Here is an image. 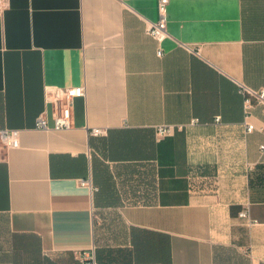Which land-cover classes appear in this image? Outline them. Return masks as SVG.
<instances>
[{
  "label": "crops",
  "instance_id": "0c3cea01",
  "mask_svg": "<svg viewBox=\"0 0 264 264\" xmlns=\"http://www.w3.org/2000/svg\"><path fill=\"white\" fill-rule=\"evenodd\" d=\"M156 19L157 0H5L0 128L19 143H0V264L91 247L98 264H264V130L245 131L238 92L264 87V0H170L160 43ZM78 85L53 128L47 87ZM248 120L264 127L261 105Z\"/></svg>",
  "mask_w": 264,
  "mask_h": 264
},
{
  "label": "built area",
  "instance_id": "2783aa9c",
  "mask_svg": "<svg viewBox=\"0 0 264 264\" xmlns=\"http://www.w3.org/2000/svg\"><path fill=\"white\" fill-rule=\"evenodd\" d=\"M170 0H157V19L153 21H147L146 32L154 37L159 43L168 35L166 30L167 23V8ZM5 7V0H0V13ZM193 50L192 48L188 47ZM157 55L162 56L163 50L159 46L157 49ZM238 92L243 98V112L244 119L243 125L246 132H250L254 129L264 130L263 126L257 127L254 123L250 122L248 118L251 116V109L254 105H261L264 112V87L254 88L244 83H238ZM84 96V86H68V87H47L45 92V101L52 105L53 115V128L61 129L68 128L71 125V105L75 97ZM197 119H193L195 122ZM219 118H216L218 121ZM37 128H48V120L46 112L41 113L35 121ZM175 129L174 125L162 124L156 127V131L160 135H170ZM91 135H103L106 132L105 128L92 127L89 129ZM0 143L5 146H17L19 143V134L16 129H8L5 127L0 128ZM264 148V145H260ZM79 184L83 186H91L89 178L79 179ZM240 217L245 218L247 224H257V220L250 217L247 208L243 209L239 213ZM75 258L80 264H98L94 247L88 249H81L74 251Z\"/></svg>",
  "mask_w": 264,
  "mask_h": 264
}]
</instances>
